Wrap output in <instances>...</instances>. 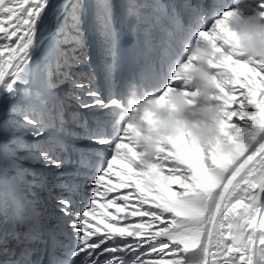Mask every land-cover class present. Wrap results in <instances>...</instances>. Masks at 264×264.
<instances>
[{
	"label": "snow or ice",
	"instance_id": "6c2138e0",
	"mask_svg": "<svg viewBox=\"0 0 264 264\" xmlns=\"http://www.w3.org/2000/svg\"><path fill=\"white\" fill-rule=\"evenodd\" d=\"M68 3L0 0V98L11 105L8 118L0 123V135L7 140L0 143V185L5 186L0 191V214L6 215L10 207L18 214L27 208L15 194L27 171L20 161L40 160L61 168L70 159L69 140L86 139L98 147L78 152L85 169L78 179L91 180L92 198L86 210H74L72 196L79 185H58L68 193L57 202L77 243L75 248L66 246L67 259L53 264H264V60L242 59L222 43L233 11H220L221 0H214L209 21L202 2L186 0L183 5L190 23L198 28L197 40L220 37L217 63H231L230 78L218 76L217 82L220 139L231 143L232 150L221 155L214 148L197 146L188 136L177 137L162 146L155 165L160 175L153 182L148 169L129 164L122 155L131 152V145L127 129L112 127L113 110L121 100L115 77H105L102 92L91 70L74 74L73 63L42 41ZM82 3L75 0L73 9L82 8ZM167 19L172 25L169 35L179 31L178 24L183 27L175 6ZM169 47L170 42L161 47V58L152 62L151 69L167 75L164 92H175L180 83L178 62ZM34 52L40 57L35 62ZM66 83L70 91L58 94L56 90ZM70 101L79 109L99 113L91 127L78 112L65 119ZM50 130L52 134L46 135ZM17 132L30 135L34 142H26ZM57 149L64 159L53 155ZM24 151L35 155H18ZM11 172L15 175L10 177ZM31 220L18 215L10 229L0 222V253L9 252L8 237L23 246L22 260L14 264H31L30 257L38 251L32 246L48 245Z\"/></svg>",
	"mask_w": 264,
	"mask_h": 264
},
{
	"label": "clouds",
	"instance_id": "9594fccd",
	"mask_svg": "<svg viewBox=\"0 0 264 264\" xmlns=\"http://www.w3.org/2000/svg\"><path fill=\"white\" fill-rule=\"evenodd\" d=\"M226 28L222 43L230 52L248 60H264V16L233 12ZM218 39L213 34L195 42L181 41L184 59L177 63L176 72L182 88L191 89V94L180 91L156 95L133 84L113 110L112 127L129 133L131 152L122 155L129 164L148 169L153 182L160 175L155 165L162 146L177 137L188 136L197 146L214 148L221 155L232 150L231 143L220 139L222 108L217 77L228 80L232 66L227 61L217 63L222 51L217 47Z\"/></svg>",
	"mask_w": 264,
	"mask_h": 264
},
{
	"label": "rangeland",
	"instance_id": "374dc122",
	"mask_svg": "<svg viewBox=\"0 0 264 264\" xmlns=\"http://www.w3.org/2000/svg\"><path fill=\"white\" fill-rule=\"evenodd\" d=\"M70 1L69 0V3L67 4V7L68 5L70 4ZM75 1V0H74ZM112 0H97L98 2V7L100 6L99 8V11H100V14H102V12L104 14L102 15H107V14H112L113 13V7H112ZM149 2L154 3V0H148ZM242 0L238 1L237 4H236V9L232 10L233 12H236L237 14H240V15H243V7H244V2L242 3L241 2ZM251 2H247L248 3V6H249V12L248 14H252V13H255L257 15H260L261 16V12L264 11V9H261L260 8V5L262 3H264V0H250ZM253 1V2H252ZM256 2V3H255ZM242 3V4H241ZM243 5V6H241ZM102 10V12H101ZM241 10V11H239ZM66 10L63 11V14L61 16V19H62V22L64 23L66 21V26H65V29L64 30H60V29H55L54 32H55V36L53 34V43L51 44V50L57 55V54H61V50L60 48L56 45V39L58 41V45L62 46H66L68 44V42H70L71 40L74 41L76 40V43L77 44H83L86 48L88 47V32H89V29L87 27V23H86V19L84 17V14L86 13V9L84 8V4L82 3V8L80 9H73V5H72V8H71V11H70V14H69V17H70V20H68V16H67V19H66V13H64ZM248 14H244V15H248ZM105 21V20H104ZM59 24L58 26H62L64 24ZM79 26V27H78ZM78 27V28H77ZM56 37V39H55ZM197 41V36L194 37V42ZM88 43L87 45L84 44V43ZM75 50V49H74ZM62 55V54H61ZM38 57L39 55L37 56V54L34 55V59L33 62H35L36 60H38ZM67 60L71 61V55L67 57V54L66 56H64ZM40 58V57H39ZM242 59H246L245 57L242 56ZM72 62V61H71ZM80 67H77L76 65H73L72 67V72L74 74H77V71L79 70ZM82 69V68H81ZM155 84V83H153ZM63 87H66L67 88V91H70V85L69 84H64ZM59 89H57V93H59L58 91ZM177 92H180V91H191V89H187V88H182L181 86V83H180V86L178 89H176ZM154 91V90H152ZM160 90L158 91V94H159ZM164 93V92H163ZM10 106V105H9ZM9 108V107H8ZM18 134H20L21 136H23V139L28 142V143H33V138L30 136V135H26L25 133L23 132H17ZM18 155L20 156H26V157H32L35 155L34 152L32 151H24V152H20L18 153ZM93 159L95 160V158L93 157ZM75 163V162H74ZM73 163V165H74ZM83 168L80 167V170H79V173L83 172ZM91 186V188L93 189V184L92 182L88 181V187ZM93 193V192H91ZM91 198H92V195H91ZM95 221H92V223L94 224ZM101 227H103L101 225Z\"/></svg>",
	"mask_w": 264,
	"mask_h": 264
},
{
	"label": "bare ground",
	"instance_id": "6f19581e",
	"mask_svg": "<svg viewBox=\"0 0 264 264\" xmlns=\"http://www.w3.org/2000/svg\"><path fill=\"white\" fill-rule=\"evenodd\" d=\"M246 1V0H245ZM55 2L56 3H60V2H62V0H55ZM253 2V1H252ZM152 3H153V1H152ZM245 3V2H244ZM256 3V2H255ZM242 4V3H241ZM90 5H91V3H90ZM241 6H243V5H241ZM239 11H241V10H239ZM65 13V12H64ZM62 14H63V11L62 12H60L59 13V15H58V17H56V18H54L53 19V22H52V24L45 30V32H44V35H43V37H42V41L43 42H47V45L49 46V48H51V44L53 43V32L52 31H54V29L59 25V24H62L63 22H62V19H61V16H62ZM248 14V13H247ZM244 15V14H243ZM34 54H36L35 52L33 53V55ZM34 57V56H33ZM33 60H35V59H33ZM161 77H156V79H157V83H159V79H160ZM154 83V82H153ZM156 95H158V91H157V89L155 90V92H154ZM119 98L120 99H123V96H119ZM9 105H10V102L9 101H7L6 99H2V98H0V120H1V118L4 116V114H5V112H6V109H8V107H9ZM97 115H99V113H97V112H95V114H94V116L93 117H95V116H97ZM3 139H5V137H3L2 135H0V143H2V140ZM89 142V141H88ZM90 143V142H89ZM96 147H98V146H94V145H91V146H89L88 147V149H92V148H96ZM87 149V150H88ZM93 161H94V159H93ZM74 165H72V166H69V165H66V167H65V169L68 171V170H70V169H75V171H76V174H79V170H80V164H79V162H78V156L76 157V159L74 160ZM84 171H85V169H83ZM45 215V213L43 212L42 213V216H44ZM94 224H95V222H94ZM101 259H103V257H101Z\"/></svg>",
	"mask_w": 264,
	"mask_h": 264
}]
</instances>
